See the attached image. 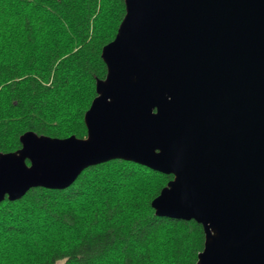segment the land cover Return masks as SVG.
Masks as SVG:
<instances>
[{"label": "water", "instance_id": "water-1", "mask_svg": "<svg viewBox=\"0 0 264 264\" xmlns=\"http://www.w3.org/2000/svg\"><path fill=\"white\" fill-rule=\"evenodd\" d=\"M87 137L28 131L0 153V202L124 159L172 174L159 216L196 220L199 264H264V0H125Z\"/></svg>", "mask_w": 264, "mask_h": 264}, {"label": "trees", "instance_id": "trees-1", "mask_svg": "<svg viewBox=\"0 0 264 264\" xmlns=\"http://www.w3.org/2000/svg\"><path fill=\"white\" fill-rule=\"evenodd\" d=\"M125 0H0V153L21 136L87 137L85 113L106 79L103 47ZM124 159L86 168L66 189L0 202V264H199L196 220L159 216L173 179Z\"/></svg>", "mask_w": 264, "mask_h": 264}]
</instances>
